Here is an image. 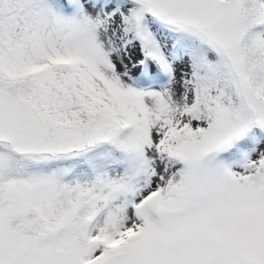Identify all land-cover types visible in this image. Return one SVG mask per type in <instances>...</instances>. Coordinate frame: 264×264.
Segmentation results:
<instances>
[{
  "label": "snow or ice",
  "instance_id": "snow-or-ice-1",
  "mask_svg": "<svg viewBox=\"0 0 264 264\" xmlns=\"http://www.w3.org/2000/svg\"><path fill=\"white\" fill-rule=\"evenodd\" d=\"M0 264H264V0H0Z\"/></svg>",
  "mask_w": 264,
  "mask_h": 264
}]
</instances>
